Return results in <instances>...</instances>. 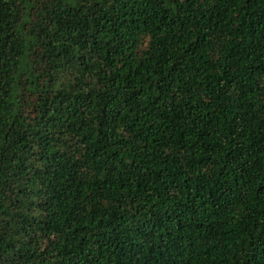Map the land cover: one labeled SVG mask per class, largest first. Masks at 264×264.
<instances>
[{
  "label": "trees",
  "instance_id": "trees-1",
  "mask_svg": "<svg viewBox=\"0 0 264 264\" xmlns=\"http://www.w3.org/2000/svg\"><path fill=\"white\" fill-rule=\"evenodd\" d=\"M0 264H264V0H0Z\"/></svg>",
  "mask_w": 264,
  "mask_h": 264
}]
</instances>
